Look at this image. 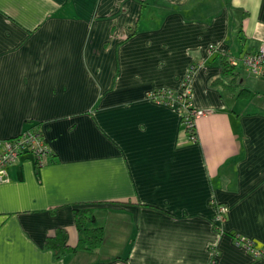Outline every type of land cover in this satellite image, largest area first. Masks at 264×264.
<instances>
[{
  "label": "crops",
  "instance_id": "1",
  "mask_svg": "<svg viewBox=\"0 0 264 264\" xmlns=\"http://www.w3.org/2000/svg\"><path fill=\"white\" fill-rule=\"evenodd\" d=\"M261 42L264 0H0V139L36 126L52 153L7 166L0 264H264L234 241L264 244V73L236 67L249 98L211 84ZM193 64L194 140L148 96ZM75 207L103 242L57 258L44 238L75 246Z\"/></svg>",
  "mask_w": 264,
  "mask_h": 264
},
{
  "label": "built area",
  "instance_id": "2",
  "mask_svg": "<svg viewBox=\"0 0 264 264\" xmlns=\"http://www.w3.org/2000/svg\"><path fill=\"white\" fill-rule=\"evenodd\" d=\"M214 47H210V52ZM229 63L233 66H241L248 73L261 75L264 73V42H261L255 51H247L238 57H230ZM192 68V67H191ZM188 77V76H187ZM189 79L186 78L181 91H172L169 89H156L148 92V96L154 100L167 102L177 105L182 113L181 123L183 129L188 133L190 139H196L195 120L204 115L208 110L195 108L190 102ZM31 153L37 164L42 165L46 158L51 154V149L41 130L26 129L19 135L7 139H0V182L7 181V166L16 162L23 153ZM217 211L214 217V224L223 222L226 218L227 207L224 204H217ZM237 245L243 246L253 257L264 259V244L256 245L251 239L244 238L240 235L234 236ZM216 251L212 249V260Z\"/></svg>",
  "mask_w": 264,
  "mask_h": 264
},
{
  "label": "trees",
  "instance_id": "3",
  "mask_svg": "<svg viewBox=\"0 0 264 264\" xmlns=\"http://www.w3.org/2000/svg\"><path fill=\"white\" fill-rule=\"evenodd\" d=\"M220 64L222 70L221 76L214 78L211 84L213 86H223L238 98H249L251 96V91L240 85L239 72L236 70L235 66L229 63V59L226 55L221 56ZM195 68L196 65L193 64L187 78L193 75ZM28 129L39 130L36 126ZM51 158L52 153L46 158L44 163L48 162ZM73 215L76 227L80 233V237L75 246H71L68 243V232L66 228L63 227L56 228L53 234L44 238V247L52 249L57 258L76 253L80 250L93 251L100 247L103 242L104 228L95 223L94 208L75 207L73 209Z\"/></svg>",
  "mask_w": 264,
  "mask_h": 264
},
{
  "label": "rangeland",
  "instance_id": "4",
  "mask_svg": "<svg viewBox=\"0 0 264 264\" xmlns=\"http://www.w3.org/2000/svg\"><path fill=\"white\" fill-rule=\"evenodd\" d=\"M238 67V66H237ZM252 107H253V104H252Z\"/></svg>",
  "mask_w": 264,
  "mask_h": 264
}]
</instances>
